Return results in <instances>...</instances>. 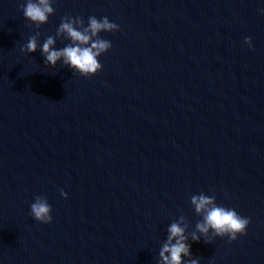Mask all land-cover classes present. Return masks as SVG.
I'll return each mask as SVG.
<instances>
[{"label": "water", "instance_id": "obj_1", "mask_svg": "<svg viewBox=\"0 0 264 264\" xmlns=\"http://www.w3.org/2000/svg\"><path fill=\"white\" fill-rule=\"evenodd\" d=\"M23 2L0 0V264H160L181 216L185 260L264 264V2L54 0L39 26ZM67 15L120 26L95 75L21 51ZM201 191L246 234L193 241ZM36 195L52 222L30 215Z\"/></svg>", "mask_w": 264, "mask_h": 264}, {"label": "clouds", "instance_id": "obj_2", "mask_svg": "<svg viewBox=\"0 0 264 264\" xmlns=\"http://www.w3.org/2000/svg\"><path fill=\"white\" fill-rule=\"evenodd\" d=\"M53 4L54 0H24L21 4L23 16L37 26L45 24L55 11ZM259 12L264 14V7H261ZM119 27L107 16L97 18L89 15L85 24L81 16L67 15L61 18L55 36L49 35L40 43L39 33L31 35L26 43L21 45V51L33 53L39 49L46 65L55 66L57 62H61L82 76H92L103 67L99 57L112 47L111 41L102 38L100 33L118 31ZM57 37H63L70 43L56 48L54 45ZM244 43L249 48L253 47L251 37H244ZM60 193L67 198V193L63 189H60ZM190 204L195 213L202 217L195 225L196 231L191 233L193 241H199L201 235L207 238L210 230L215 236L227 237L229 242L246 234L250 218L240 215L232 207L217 203L214 195L205 194L203 191L194 193L190 197ZM51 211V205L44 195H36L30 204V215L41 223L52 222ZM184 219L181 216L178 221L168 225L167 239L159 252L160 264H200L198 258L184 259L192 255L191 244L185 235ZM205 242H208L207 239Z\"/></svg>", "mask_w": 264, "mask_h": 264}]
</instances>
